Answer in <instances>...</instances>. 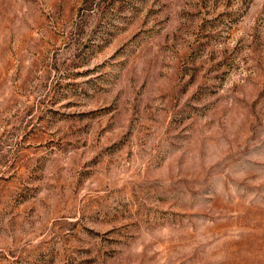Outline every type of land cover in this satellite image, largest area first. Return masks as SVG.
<instances>
[{
    "label": "rangeland",
    "instance_id": "rangeland-1",
    "mask_svg": "<svg viewBox=\"0 0 264 264\" xmlns=\"http://www.w3.org/2000/svg\"><path fill=\"white\" fill-rule=\"evenodd\" d=\"M0 264H264V0H0Z\"/></svg>",
    "mask_w": 264,
    "mask_h": 264
}]
</instances>
